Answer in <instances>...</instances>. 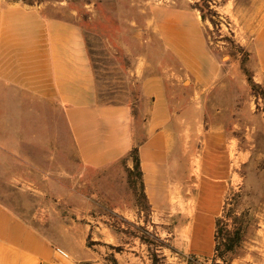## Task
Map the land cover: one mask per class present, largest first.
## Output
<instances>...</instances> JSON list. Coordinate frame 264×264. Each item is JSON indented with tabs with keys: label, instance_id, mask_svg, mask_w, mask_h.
<instances>
[{
	"label": "crops",
	"instance_id": "obj_1",
	"mask_svg": "<svg viewBox=\"0 0 264 264\" xmlns=\"http://www.w3.org/2000/svg\"><path fill=\"white\" fill-rule=\"evenodd\" d=\"M46 7L0 0V155L13 160L19 173L30 171L34 161L26 148L52 138L54 124L65 127L76 158L88 169L100 171L130 160L138 147L144 192L157 220L173 217L175 203L190 202L178 183L182 160L191 165L190 177L199 165L208 180L191 200L202 207L188 216L193 221L186 235L195 254H207L202 244L206 251L213 249L215 214L229 186L227 171L245 162L237 163L243 154L233 157L224 140L230 139L224 118L206 121V111L198 110V100L206 104L221 90L220 64L208 50L200 13L154 5L150 22L162 45L161 61H152L149 52L137 57L130 70L139 82L134 105L104 104L81 25ZM249 29L245 47L253 79L264 85V13ZM182 88L185 94H179ZM201 136L206 146L200 154L179 145L180 139ZM217 155L221 157L213 160ZM19 173L13 178L21 179ZM211 202L218 204L216 211L205 205ZM90 233L94 246L87 245ZM136 245L143 247L139 238L112 226L53 224L43 233L0 198V264H132L141 258Z\"/></svg>",
	"mask_w": 264,
	"mask_h": 264
},
{
	"label": "rangeland",
	"instance_id": "obj_2",
	"mask_svg": "<svg viewBox=\"0 0 264 264\" xmlns=\"http://www.w3.org/2000/svg\"><path fill=\"white\" fill-rule=\"evenodd\" d=\"M33 1L35 4H47L46 8L50 13L72 19L81 25L88 42L102 102L130 105H134L138 99L139 82L130 75L137 57L149 52L153 56L152 61H161L159 56L162 45L150 22V10L158 4L192 8L195 2ZM215 1L219 5L218 12L230 27H224V22L220 31L209 22H203L202 26L220 64L218 85L221 90L209 97L206 104L201 99L196 103L200 112L206 111V121L210 118H224V126L230 137L229 140H224L233 157L238 153L243 154L237 163L243 160L245 163L239 169L230 166L227 171L229 186L224 190L223 201L215 214L212 250L206 251L203 242L202 248L207 254H195L189 248L186 235L193 221L188 216L199 212L202 207L201 203L191 200L194 195L202 192V184L208 180L199 165L195 166L194 174L190 177L191 165L182 160L178 183L181 194L188 195L190 202L183 199L184 201L175 203L173 217L157 220L141 200L137 174H130L133 169L132 157L100 171L85 168L76 158L72 140L64 126L56 127L54 124L52 138L38 139L36 146L26 148L27 156L34 161L32 167L35 168L30 171L21 170L19 173L15 170L13 160L0 155V198L5 200V204L43 233H47V229L53 224L71 225L75 222L101 225L102 228L112 226L119 233L139 239L144 235L142 230H145L149 234L147 240L151 245L142 243L140 239L143 247H135L141 258L132 264H153L156 256L158 264H189V257L195 258L197 264H264V99L254 94L248 84L241 67L242 52L223 39L232 32L237 44L246 48L245 40L251 37L249 28L253 19L258 13H264V0ZM226 13L231 19L224 16ZM247 66L252 70V60ZM179 94H185L183 88ZM207 127L204 125V128ZM39 129L43 130L44 126ZM179 143L182 147H193L199 154L206 146L203 136L196 139L183 138ZM218 157L221 155L213 160L216 161ZM18 173L22 178H13ZM218 218L223 220L224 231L240 230L243 236L236 247V253L228 256L224 263L213 260ZM92 239L93 235L90 233L88 246L97 244ZM161 243L166 246L160 249ZM105 249L109 251V248Z\"/></svg>",
	"mask_w": 264,
	"mask_h": 264
},
{
	"label": "trees",
	"instance_id": "obj_3",
	"mask_svg": "<svg viewBox=\"0 0 264 264\" xmlns=\"http://www.w3.org/2000/svg\"><path fill=\"white\" fill-rule=\"evenodd\" d=\"M194 4H192V8L197 10L200 13L201 19L203 22H209L215 29L220 31L222 29L223 24V17L218 12L217 7L219 6L215 0H194ZM25 4L34 5L33 0H23ZM42 1H40L41 3ZM231 32V30H230ZM207 42H208V50L209 52L216 57L217 55L212 51L210 47V41L209 37L206 34ZM225 41L230 42V44L235 47L238 51L242 52L243 58L241 62V67L244 73L247 76L248 84L252 90V92L259 97H262L264 99V85H260L254 82L253 79V71L250 70L247 66V64L250 62L251 54L250 52L244 48L241 45H238L237 42L234 39V34L231 32L230 36H224L223 38ZM99 93V92H98ZM99 99L101 100V97L99 96ZM102 102V100H101ZM104 103V102H102ZM104 104H115L113 102H107ZM131 157L133 160V169L130 170V174L136 173L139 178V184L141 188V200L146 205L147 208L151 209V206L147 200V197L144 192V182H143V173L141 171L140 167V158H139V149L138 147L134 148L131 152ZM130 224V223H129ZM143 236H141L142 243L146 245H151L149 241L147 240V236L149 234L142 230ZM242 234L240 230H236L234 232H229L228 230L224 231V223L221 218H218L216 220V233H215V256L213 260L217 262L218 260H221L224 263V260L227 259L228 256H232L236 253V247L238 244L242 241ZM166 246V244L161 243L160 249ZM117 251H120V248H115ZM158 256L153 259V264H158ZM189 264H197V261L195 258H188Z\"/></svg>",
	"mask_w": 264,
	"mask_h": 264
},
{
	"label": "bare ground",
	"instance_id": "obj_4",
	"mask_svg": "<svg viewBox=\"0 0 264 264\" xmlns=\"http://www.w3.org/2000/svg\"><path fill=\"white\" fill-rule=\"evenodd\" d=\"M215 191V190H214ZM212 195V194H211ZM217 195V194H216ZM207 205L208 208H210L212 211H216L217 210V204L214 203V202H211V203H208V204H205Z\"/></svg>",
	"mask_w": 264,
	"mask_h": 264
},
{
	"label": "built area",
	"instance_id": "obj_5",
	"mask_svg": "<svg viewBox=\"0 0 264 264\" xmlns=\"http://www.w3.org/2000/svg\"><path fill=\"white\" fill-rule=\"evenodd\" d=\"M223 20V22H224V27L226 26V27H230V24L228 23V22H226V20L225 19H222ZM222 26H223V24H222Z\"/></svg>",
	"mask_w": 264,
	"mask_h": 264
}]
</instances>
